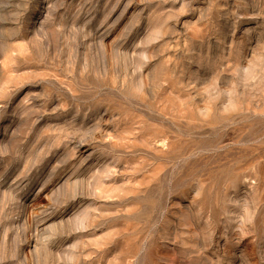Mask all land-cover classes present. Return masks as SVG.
I'll use <instances>...</instances> for the list:
<instances>
[{
  "label": "rangeland",
  "instance_id": "374dc122",
  "mask_svg": "<svg viewBox=\"0 0 264 264\" xmlns=\"http://www.w3.org/2000/svg\"><path fill=\"white\" fill-rule=\"evenodd\" d=\"M0 264H264V0H0Z\"/></svg>",
  "mask_w": 264,
  "mask_h": 264
}]
</instances>
